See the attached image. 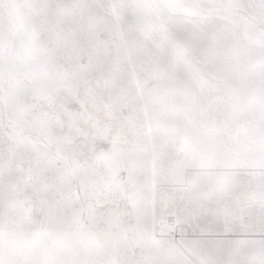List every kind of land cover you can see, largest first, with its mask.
<instances>
[{"label":"snow or ice","instance_id":"obj_1","mask_svg":"<svg viewBox=\"0 0 264 264\" xmlns=\"http://www.w3.org/2000/svg\"><path fill=\"white\" fill-rule=\"evenodd\" d=\"M0 264H264V0H0Z\"/></svg>","mask_w":264,"mask_h":264}]
</instances>
